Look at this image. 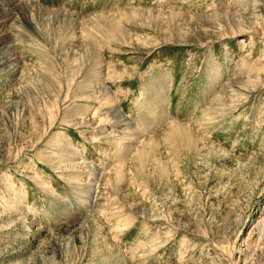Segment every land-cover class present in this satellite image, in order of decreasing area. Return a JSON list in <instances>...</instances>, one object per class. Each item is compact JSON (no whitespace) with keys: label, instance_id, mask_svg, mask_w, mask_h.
Returning a JSON list of instances; mask_svg holds the SVG:
<instances>
[{"label":"rangeland","instance_id":"obj_1","mask_svg":"<svg viewBox=\"0 0 264 264\" xmlns=\"http://www.w3.org/2000/svg\"><path fill=\"white\" fill-rule=\"evenodd\" d=\"M4 39L0 264H264V0H0Z\"/></svg>","mask_w":264,"mask_h":264},{"label":"bare ground","instance_id":"obj_2","mask_svg":"<svg viewBox=\"0 0 264 264\" xmlns=\"http://www.w3.org/2000/svg\"><path fill=\"white\" fill-rule=\"evenodd\" d=\"M36 12H37V11H36ZM20 14H21V13H20ZM36 14H37V13H36ZM49 14H50V13H49ZM23 16H24V15H23ZM23 16H22V17H23ZM37 16H38V15H37ZM39 16H40V15H39ZM42 16H44V15L42 14ZM46 16H47V15H46ZM22 17H21V18H22ZM27 17H28V16H27ZM33 17H34V16H33ZM48 17H49V18H56L55 16H52V13H51V15H49ZM21 18H20V19H21ZM38 18H39V17H38ZM40 18H41V17H40ZM21 22H23V21H21ZM28 22H29V21H28ZM26 24H27V23H26ZM26 24H25V25H26ZM26 27H27V26H26ZM22 28H23V26H22ZM24 28H25V26H24ZM24 28H23V29H24ZM25 31H26V30H25ZM31 33H32V32H31ZM43 37H44V36H43ZM6 40H7V39H6ZM6 40H5V39L2 40V42L0 43V45H2V43L6 42ZM37 40H39V39H37ZM30 41H31V40H30ZM33 42H34V41H33ZM40 42H41V41H40ZM36 43H37V41H36ZM36 43H35V44H36ZM41 44H42V43H41ZM37 45H38V44H37ZM5 48H7V47H5ZM72 74H73V73H72ZM252 85H253V84H252ZM85 86H86V85H85ZM246 86H247V85H246ZM254 86H255V85H254ZM90 87H91V86H90ZM87 88H88V87H87ZM62 91H63V90H62ZM68 91H70V89H69ZM63 92H64V91H63ZM66 93H68V92L66 91ZM72 93H73V92H72ZM71 95H72V94H71ZM81 95H82V94H81ZM92 95H93V94H92ZM73 96H74V95H72L71 97H73ZM87 97H88V96H87ZM66 98H67V97H66ZM74 98H75V97H74ZM59 99H60V98H59ZM67 99H68V98H67ZM57 106H58V105H57ZM57 106H56V107H57ZM58 107H59V106H58ZM115 111H116L120 116H122V114H120V112H118V110H115ZM108 116H109V115H108ZM92 117H93V115H92ZM117 117H118V116H117ZM88 119H89V118H88ZM89 120H90V119H89ZM94 121H95V120H94ZM70 122H71V121H70ZM72 122H73V121H72ZM85 122H86V120H85ZM90 123H91V122H90ZM40 137H41V136H40Z\"/></svg>","mask_w":264,"mask_h":264}]
</instances>
